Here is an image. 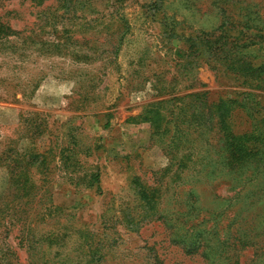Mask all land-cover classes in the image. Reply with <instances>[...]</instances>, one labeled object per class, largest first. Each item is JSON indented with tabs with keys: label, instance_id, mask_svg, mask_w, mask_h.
I'll use <instances>...</instances> for the list:
<instances>
[{
	"label": "rangeland",
	"instance_id": "obj_1",
	"mask_svg": "<svg viewBox=\"0 0 264 264\" xmlns=\"http://www.w3.org/2000/svg\"><path fill=\"white\" fill-rule=\"evenodd\" d=\"M155 1H161L167 14L181 23L185 35L212 32L222 22L220 9L237 19L241 8H248L264 23V0H0V24L8 30L0 35V194L7 191L6 169L17 163L16 156L41 153L50 142L58 153L60 148L72 149L76 141L74 161L64 164L58 159V171L50 177L55 181L52 202L63 208L62 213L34 219L41 221L37 223L43 233L58 223L70 224V232L61 233L68 234L70 248L80 242V229L103 234L104 264H208L201 250L189 256L171 245L160 223L148 224L139 233L109 223L115 210L120 213L135 199L133 182L138 178L145 186L160 187L167 209L178 204L184 208L194 188L200 198L197 219L201 224L208 218L206 207L215 202V212L221 215L215 220L218 232L212 234L220 239L219 247L227 248L226 253L217 254L219 264H264V171L253 181L242 177L245 187L239 193L240 176L221 166L220 134L215 126L209 140L213 145L210 158L196 173L184 172L177 180L172 174L162 177L157 173L170 162L164 140L153 139L149 123L129 121L165 93L163 88L154 90L153 84L167 86L174 78L170 84L178 95L192 92L184 91L191 85L197 87L195 91H208L214 100L248 93L247 98L236 99L246 98L249 108L242 110L264 116V90L249 89L250 85L206 64L197 69V82L190 73L179 72L175 56L162 42L159 25L150 22L149 5ZM128 31L120 47L121 35ZM250 54L264 56L257 48ZM83 55L86 63L75 59ZM91 78L99 85L95 91L87 84ZM239 108L233 110L232 122L242 132L248 120ZM40 124L49 129L41 136ZM84 173L100 174L101 194L96 189L75 188L77 177ZM193 181L197 182L191 186ZM238 196L255 205L236 218L241 205L234 203V209L227 212L225 202ZM135 206L132 202L131 208ZM103 212L106 227L107 219H100ZM185 217L183 221H192ZM2 223L0 248L3 254H12H6L0 264H37L39 245L31 251L23 247L28 245L23 224L8 227Z\"/></svg>",
	"mask_w": 264,
	"mask_h": 264
},
{
	"label": "trees",
	"instance_id": "obj_2",
	"mask_svg": "<svg viewBox=\"0 0 264 264\" xmlns=\"http://www.w3.org/2000/svg\"><path fill=\"white\" fill-rule=\"evenodd\" d=\"M247 9L241 8L237 19L229 15L227 10L220 9L222 22L216 29L209 33L200 30L192 35L184 34L181 23L167 14L161 1L150 3L149 19L150 22L159 25L161 37L163 36L162 42L175 56L174 60L181 74L190 73L193 75L194 82H197V69L206 64L218 71L220 68L221 72L242 82L243 85H250L249 89L254 86L255 89L264 90V56L254 57L250 54L256 48L264 54V23H260L259 16L249 13ZM4 31L8 30L0 24V35ZM128 35H130L129 31L122 33L120 47ZM84 56L86 55L77 56L75 59L86 63L87 57ZM89 80L87 84L92 88L91 90L95 91L99 85H95L94 78ZM175 81L174 78L170 83L174 84ZM170 83L163 87L153 84L154 90L162 91L161 88H163L165 93L161 92L157 101L146 105L138 117L129 119L133 123H149L152 127L153 139L156 141L158 137V140H164L163 146L166 145L169 149L165 152L170 160L169 166L157 174L162 177L172 174L177 180L184 172L196 173V169L203 166L202 163L210 158V151L213 148L209 141L210 135L217 126L220 134V139L217 141L218 154L221 153L220 155L223 156L221 166L225 169L229 168L230 172L240 176H237L239 177L237 182L240 189L242 188L239 193H242L245 187L242 185V177L253 181L261 171H264V116L261 112L246 114L242 110L243 106L249 108V104L245 102L248 93L237 92L236 96L220 97L214 100L208 91H195L197 87L194 85L184 89V91L193 90L192 92L178 95L179 91H176V87ZM243 96L246 98H243L241 102L236 100ZM256 105L259 106V104ZM237 107H241L238 109L241 115L245 117L247 115L248 127L242 132L236 130L232 122L233 110ZM47 130H49L47 126L40 124L37 132L41 136L47 133ZM50 144L51 146L41 153L16 156L14 160L17 163L7 167L9 182L7 191L0 194V225H3L2 221L7 224V217L10 218L6 225L8 227L23 224L27 231L24 242L28 244L23 247L31 251L39 245L35 256L41 257L37 264H104L107 260H105L106 253H103V248H106L102 244L103 234L80 229L78 231L80 242L70 248L68 234H61L70 232L72 228L70 224L58 223L51 232L43 233L40 223H37L41 221L34 220L44 217L46 213H62L63 208L55 206L52 202L55 181L50 177L54 178L58 171V159L61 162L65 161L64 164H66L74 161L77 155L74 150L78 145L76 141L72 149L60 148L58 153L55 144L56 148L52 142ZM202 152L205 155L199 156ZM2 156L3 153H0V162L3 160ZM3 164H6L5 161ZM205 167L207 166L202 168L203 171ZM77 179L79 181L76 182L75 188L81 186L85 190L96 189L101 194L99 173L92 175L84 173ZM196 182L193 181L191 186ZM133 190L135 199L132 202L136 204L135 207L141 208L140 213L130 211L135 210V207L131 208L132 202H129L128 206L121 208L120 213L115 210L109 223L112 221L115 224L124 225L128 231L136 233L148 224L160 223L168 232L171 245L181 247L189 256H196L201 250L200 256L208 264H219L221 256L218 257L217 254L226 253L227 248L219 247L217 242L220 243V239L214 238L212 234L215 235V232H218L215 229L217 227L215 220L221 215L215 212V202L212 203V207H206L208 218L201 224L197 219L201 213L200 198L194 188L190 190L191 193L188 194L184 208L178 204L169 209L162 203L160 187L145 186L140 179L136 178L133 182ZM251 196L247 195L246 199H251ZM214 199L219 201L217 198ZM225 203L228 204L225 211L228 208L234 209V203L241 205L237 209L236 218L255 205V202L249 203V200L244 201L240 199V196L230 203ZM122 211L128 213L124 215ZM183 217L192 221H183ZM100 219H107L106 212H103ZM106 223L108 219L104 223L105 227ZM72 253L76 254L71 257ZM6 254H3L0 248V263L6 259Z\"/></svg>",
	"mask_w": 264,
	"mask_h": 264
}]
</instances>
